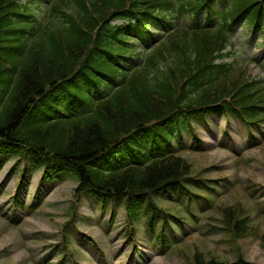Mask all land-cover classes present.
I'll return each mask as SVG.
<instances>
[{
    "label": "trees",
    "instance_id": "1",
    "mask_svg": "<svg viewBox=\"0 0 264 264\" xmlns=\"http://www.w3.org/2000/svg\"><path fill=\"white\" fill-rule=\"evenodd\" d=\"M34 1L37 0L20 4L0 0V138L14 143L20 153L31 151L46 166H50L46 164L52 160L50 155H56L75 169L82 185L118 194L126 190L150 192L168 180L185 176L191 168L181 158L109 175L97 170L93 158L117 136L176 106L212 104L229 96L239 98L243 104L251 102L243 85L246 73L232 76L228 75L229 70L223 77L216 76V82L207 81L187 101L179 93L182 79L209 67L207 62L222 42L217 34L224 33L241 13L250 14L251 22L264 13V0H233L222 13L217 29L181 30L161 43L150 54L147 67L136 70L129 85L101 103L97 114L73 121L37 119L31 111L35 97L43 94L46 85H53L80 67L98 25L110 13L124 7L125 0H55L47 11V23L41 25L27 11L32 10ZM29 26L39 29L30 41L23 38ZM97 31L95 41L99 44L104 38L101 29ZM88 62H93L91 56ZM97 66L100 73L112 71L107 64ZM80 71L89 72L87 64ZM192 264L223 263L196 257Z\"/></svg>",
    "mask_w": 264,
    "mask_h": 264
},
{
    "label": "rangeland",
    "instance_id": "2",
    "mask_svg": "<svg viewBox=\"0 0 264 264\" xmlns=\"http://www.w3.org/2000/svg\"><path fill=\"white\" fill-rule=\"evenodd\" d=\"M251 69L254 75H258L255 73L259 72V66L252 64ZM221 125H225V122ZM200 135L207 141H216L209 132L201 131ZM184 155L192 163L194 174L204 175L205 168L213 169V165L219 164L228 170L231 177L239 179L237 186L241 188L235 189L232 193H225L223 204L245 208L254 220V233L236 242L232 241L231 235L227 238L222 233L214 234L215 225L210 223L212 236L208 235L209 226H207L202 234L194 236L183 245L180 251L177 250L172 256H163L159 254L160 252L153 251L158 249L156 247L150 250L149 243L141 242L136 237L135 240L127 238L125 234H127L128 224L122 220L124 214L122 211L119 212L116 221L114 216L110 220V216L107 215L105 217L108 219L107 224H103L102 227L94 224V218L99 217L102 221L104 213L97 212L95 208H89L87 199H83L79 205V215L87 216L92 220H84V222L79 220L77 225H80L81 231L97 237L102 242L105 259L102 264H136V261H140L141 264H186L184 255H194L197 251H201L206 259L216 257L223 261H231L238 256H243L253 262L264 263V245L259 240L264 233V215L259 213V207L264 205V198L252 196L250 193L252 187L258 189L259 193L264 187V147L248 151L236 166H232V163L236 161L235 158L216 147L208 151H191ZM10 165L0 171V186L5 190L3 195L0 191V264H42L40 258L42 256L46 258L48 252L51 253L50 258L60 260L62 256L58 255L56 250L50 249L61 240L64 227L72 220L71 203L76 201L73 197L76 182L68 179L50 188L42 183L40 174L37 172L25 177L27 187L22 190L17 185L19 175L15 176L12 171L8 172ZM246 186H250L251 189L244 191ZM44 188H49L50 194L42 201L39 209L18 210L15 217L19 219L20 224L12 225L8 221L15 210L11 198L19 193L20 201L26 199L27 203L31 204L36 190ZM164 205L170 206L168 203ZM214 215L220 219L217 212ZM107 232L111 237L110 240L105 234ZM135 245H138L141 250L136 256ZM144 253L147 255H143ZM90 259L92 260L91 257ZM80 261H82L80 264L87 263L85 257H82Z\"/></svg>",
    "mask_w": 264,
    "mask_h": 264
}]
</instances>
